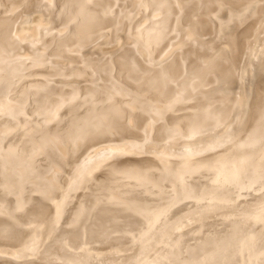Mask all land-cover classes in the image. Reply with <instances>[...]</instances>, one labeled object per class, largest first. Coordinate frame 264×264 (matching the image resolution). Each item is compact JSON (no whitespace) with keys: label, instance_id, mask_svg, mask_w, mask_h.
I'll return each mask as SVG.
<instances>
[{"label":"bare ground","instance_id":"6f19581e","mask_svg":"<svg viewBox=\"0 0 264 264\" xmlns=\"http://www.w3.org/2000/svg\"><path fill=\"white\" fill-rule=\"evenodd\" d=\"M0 264H264V0H0Z\"/></svg>","mask_w":264,"mask_h":264},{"label":"rangeland","instance_id":"374dc122","mask_svg":"<svg viewBox=\"0 0 264 264\" xmlns=\"http://www.w3.org/2000/svg\"><path fill=\"white\" fill-rule=\"evenodd\" d=\"M187 186H190V184L189 183H187ZM190 191L191 192H193L194 191V189L191 187L190 188ZM75 194H73L72 196H71V200H74V198H75ZM165 199H167L166 197H163V198H161V199H156V201H160V200H165ZM83 207V206H82ZM62 208H64V211H65V215H68L70 212H71V210L72 209H74L75 208V205L73 204V203H67V205H66V207H62ZM68 208V209H67ZM126 232H130L131 233V231H128V230H126ZM13 256H14V254H12ZM17 258V257H16Z\"/></svg>","mask_w":264,"mask_h":264}]
</instances>
